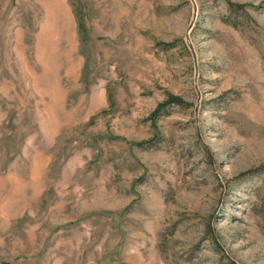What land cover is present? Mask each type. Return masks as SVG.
Instances as JSON below:
<instances>
[{"label": "rangeland", "instance_id": "374dc122", "mask_svg": "<svg viewBox=\"0 0 264 264\" xmlns=\"http://www.w3.org/2000/svg\"><path fill=\"white\" fill-rule=\"evenodd\" d=\"M0 264H264V0H0Z\"/></svg>", "mask_w": 264, "mask_h": 264}]
</instances>
